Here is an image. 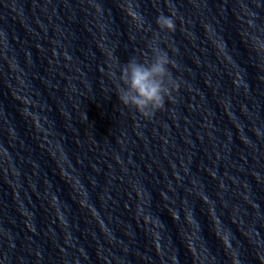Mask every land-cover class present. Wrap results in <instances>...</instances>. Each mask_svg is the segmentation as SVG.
I'll use <instances>...</instances> for the list:
<instances>
[{
  "label": "clouds",
  "instance_id": "clouds-1",
  "mask_svg": "<svg viewBox=\"0 0 264 264\" xmlns=\"http://www.w3.org/2000/svg\"><path fill=\"white\" fill-rule=\"evenodd\" d=\"M134 19L140 18L135 10ZM156 23L162 30L175 31V21L163 13L158 15ZM171 63L168 52L158 46L151 47V56L147 60L130 58L112 73L116 80V94L122 105L134 108L145 118H152L163 109L178 84L172 81L169 71ZM117 71L119 75H117Z\"/></svg>",
  "mask_w": 264,
  "mask_h": 264
}]
</instances>
